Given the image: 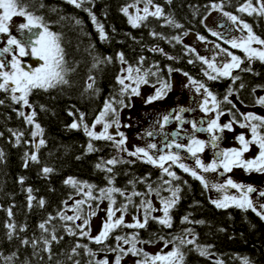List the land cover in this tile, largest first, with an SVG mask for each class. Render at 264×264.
<instances>
[{"label": "trees", "instance_id": "16d2710c", "mask_svg": "<svg viewBox=\"0 0 264 264\" xmlns=\"http://www.w3.org/2000/svg\"><path fill=\"white\" fill-rule=\"evenodd\" d=\"M257 1L252 0L253 6L256 7ZM247 2L248 0H171L168 3L167 0H152L154 5H159L164 10V16H149L141 27L133 28L121 9L136 4V0H90L81 8H76L68 0H26L30 5L29 11L43 16L50 30L62 34L67 66L74 71L68 72L67 85L48 91L35 90L29 96L31 112L34 109L37 113L34 121L44 129L43 139L46 145L41 146L39 152H36V145L41 137L34 138L31 135L35 131L34 124H28L24 116L19 115L20 112L25 113V106L13 102L10 93L0 91V100L4 101L0 104V151L4 153L0 159V264H76L77 261L79 264H96L97 260L107 258L111 253L123 258V253L109 252L108 248L116 247V235L128 238L134 233H138L137 239L141 241L138 245L145 244L143 241H154L148 244L171 241L168 244L172 249L179 245L184 260L178 264H216L218 260L223 261V264H242L244 257L249 259L250 264H264V220L251 209L245 211L234 206L216 208L210 202V198H213L208 190L183 170L175 171L179 180H173L172 185H164V189L175 186L181 189L180 199L170 211L171 228L150 219L144 229L119 227L113 230L104 243L96 244L90 239L94 236L90 231L88 211L95 210L101 201L103 203L109 200L89 198L85 195L89 190L92 197H99V189L120 188L124 195L113 194L116 201L114 206L120 208L121 205H127V213L135 215L144 208L142 202L150 200L156 194L152 192L145 196H132V193H148V184L155 189L163 180L171 178L143 160L128 154L122 155L112 141L93 140L97 151L87 152L89 137L82 129L69 127L74 120L79 122V113L85 114L84 121L90 127L103 109L105 101L112 97L122 99L125 105L129 104L130 92L120 96L121 85L116 79L121 75L124 65L140 67V75L148 72V81L154 79L151 73H158L160 78H166L165 73L167 74L169 67L176 69L181 64L188 66L195 76L207 79L201 76L205 72L198 58L194 60V64L188 65L186 56L191 54L186 51L183 39L190 33L210 36L205 19L215 10L213 4L222 5V8L217 9L235 14L251 25L257 36L264 39V16L239 11ZM41 3L44 7H39ZM85 9H90L97 21L104 26L109 40H100L96 26ZM169 18L181 27L168 24ZM76 20L81 23L76 24ZM153 32L157 35L153 36ZM175 37H180V40L177 41ZM154 48L163 49V52L152 51ZM119 52L124 53L127 63L119 61ZM95 57H99L101 61L105 57H112V60L98 63ZM141 57L144 58L143 63H140ZM94 64L97 66L93 67ZM251 68V72H242L240 75L245 87L239 89V93L241 96L251 95L252 98H246L248 101L254 99L253 88L264 86V63L257 60ZM89 77H93L94 82ZM89 83H93L92 89L87 88ZM239 84L240 82L236 84V88H239ZM227 85L226 80L220 79L214 81L213 88L217 93L223 94L228 90ZM114 106L120 108L119 104ZM70 112L73 115H69ZM259 131L264 134V130ZM20 133L23 135L17 143V135ZM26 153H36L39 162L27 160L28 167H24ZM112 158L134 162L108 165L113 168L111 173L96 168L97 163ZM44 167L52 168L53 172L43 174ZM21 177H24L23 183H20ZM68 177L93 187L89 189L81 184L75 188L65 184ZM110 180L112 183H109ZM28 188L32 189L31 203ZM160 196L167 198L170 192L161 190ZM76 197L77 201L84 200L85 203L79 206L74 204L70 212L69 203ZM128 197H131V202ZM41 199L45 202L43 206L38 203ZM77 207L78 213L74 211ZM61 213L65 216L79 214L80 219L67 221L61 219ZM185 216H188L190 222L183 221ZM85 219L88 224L83 223ZM201 220L204 221L203 224L196 223ZM41 223H45L48 231L39 228ZM9 224L14 225V229H10ZM68 229H72L75 235ZM186 229H192L196 234L195 244H179L177 237L185 240L193 238ZM82 232L89 235H82ZM53 234L57 237L56 240H52ZM44 239L50 242L51 259ZM23 240H28L29 243L25 245ZM34 241L35 248L32 247ZM124 245L126 244L120 241L123 249ZM140 245L136 247L142 249ZM197 246L207 248L209 255H200ZM144 252L140 253L143 258Z\"/></svg>", "mask_w": 264, "mask_h": 264}, {"label": "snow or ice", "instance_id": "6c2138e0", "mask_svg": "<svg viewBox=\"0 0 264 264\" xmlns=\"http://www.w3.org/2000/svg\"><path fill=\"white\" fill-rule=\"evenodd\" d=\"M90 2V0H68V3L74 5L76 8H81L83 4ZM140 0H136V4L128 5L121 9L123 14L128 18V23L133 28L141 27L142 22L146 21L149 16L152 17H162L164 16V10L159 5H154V11L149 10V6L152 5V0H144V8L141 10L137 4ZM168 3H171V0H167ZM29 3H26V0H0V34H8L7 36V47L0 48V91H4L10 93V98L15 103H22L24 106L31 107L29 104V96L35 90L48 91L49 89H55L58 86L67 85L69 81L66 79V76L69 71H74V69H69L66 60V52L65 48L62 45V34L57 33L55 31L50 30V26L48 23L44 21L43 16H38L34 12L29 11ZM39 7H44L41 3ZM135 8V14L129 13V8ZM212 7L214 9L222 8V5L213 4ZM89 12L91 20L93 24L96 26V29L99 33V38L102 41H107L110 39L108 34L104 30V26L97 21V17L91 12L90 9H85ZM55 11V9H53ZM141 11L143 15H141ZM241 12H246L248 15L259 14L264 16V0H258V7L253 6L252 0H248L245 5H242L239 9ZM224 16H227L233 24H236L237 21L243 26V29L247 30V35L241 37L240 39H230L226 42L231 45L233 49H240L244 53V57L242 58L239 55H235L233 52H230L228 49L220 48L219 45H216V48L219 50L216 55L209 59L208 57L198 56V59L203 62V64L207 65V68L211 70L205 71L204 75L207 76L209 80H218L221 78L230 79L233 84L237 81H241L239 84V89H243L245 87L244 83L241 80L239 75H233L235 70H239V72H251V67H242L247 61L251 64L253 61H260L264 63V39H261L257 36L248 23H245L242 20H239V17L232 15L231 13L224 12ZM13 17L23 18L25 22L19 23L15 25V29L20 33V38H17L16 35L10 34L12 32L11 22ZM63 19V17L61 18ZM76 24H80V20L75 21ZM168 24H174L176 27H181L179 24H175V21L172 19H167ZM153 36H156L157 33H151ZM187 33H185L186 35ZM213 36H220V33L212 32ZM177 41L180 40V37H175ZM198 39L203 41L205 40L204 36H198ZM254 45H259V47H254ZM14 46V48H13ZM15 49V50H14ZM152 51H160L163 52V49L154 48ZM189 51L196 52V49L190 48ZM4 53H11V60L6 61L3 59ZM227 57V59L222 60L219 66H217L216 60L217 56ZM32 55L36 57L39 61H42L39 67L28 66L26 69L23 66L22 57ZM117 57L121 63H127L125 60V56L123 52L117 53ZM169 59H174L173 57H168ZM98 63L102 62H111L112 57H105L103 61L99 59V57H95ZM144 58H140V63H143ZM189 63H193V61L189 60ZM10 70H6L9 68ZM97 64H94L93 67H96ZM169 74L173 71L171 67L168 69ZM179 71V70H176ZM127 75H118L117 83L121 85L120 96L125 95L126 93H131V95H140V86L141 84L148 83V72H145L143 75H140L141 68L140 67H132L129 65L126 69L123 70ZM136 74L135 76L133 74ZM153 76L156 73H151ZM184 76L188 77L189 85H191L196 93H202V98L198 102L197 107L204 113L214 112V118H209L206 123L207 127H204L205 121L202 119L200 121L191 120L185 121L183 117V113L186 112H194L197 110V107L185 108L179 107L178 109H173L171 113L165 115L163 117V123L160 124V128L163 129L165 125L171 122V119L178 121L183 125L184 123H190L192 128V134H190L187 138L189 143L182 144L178 143L176 138L179 137V130L171 133L173 139L171 141L166 142L163 145L162 149L158 148L156 143H151L146 145L145 147H136L134 151H128L125 147L127 137L123 132H117L116 135L120 137L119 140H116L115 136L109 134V128L116 125L117 128L120 127L119 124V110L116 106L119 104L120 106H128L125 105L122 99L117 100L115 97L106 100L103 106V109L100 111L99 115L96 117L91 127L84 121V113H79V122L73 121L69 127L71 129H82L84 133L89 137V143L87 145V152L91 153L93 151H97L94 148L92 143L93 140H106L112 141L122 152H127L128 155L132 157H136L137 159L143 160L146 163L154 165L160 169H162L163 173H165L171 179L163 180L162 184L153 189L151 184L147 185L148 193H140L134 191L132 196H145L149 193L155 192V194L160 197V202L162 207L160 209H156L151 200H145L142 202V206L144 207V218L143 222H141L138 218L134 217L133 223L125 224L124 215L122 214L119 218L113 221V217L115 216L116 211H120L122 213L127 212V205H121L120 208H116L113 210V205L116 204L115 199L113 198L114 193H119L124 195V192L118 187H109L99 189V197H92L91 190L87 192L89 198L94 199H107L109 200L110 206L107 209V220L103 223L102 229L98 235L95 237H90V239L94 240L96 244L104 243L113 232L114 229L119 227H127V228H136V229H144L148 225L149 220H155L162 226L172 227V217L170 215L171 209L178 203L180 199L181 189L179 186L168 187L164 189V185H172L173 180H179L180 177L177 176L176 172L170 171V167L172 165H176L178 168L182 169L184 172L189 173L192 177L199 180L203 188L206 190H215L218 194L222 193L221 196H217L215 199L210 198V202L215 205L216 208L226 209L229 207H236L242 210L251 209L256 213L262 220H264V204L256 205L251 199L250 194L258 193V196L264 198V190H259L253 185H246L241 182L234 181L230 176L221 182H212L207 179L205 175L202 173H216L219 176H224L225 173H230L234 168H241L247 174H251L252 172L264 174V134H261L259 129L264 128V116L257 115L255 113H240L243 120L237 121L235 119V114L231 112L229 109V113L232 114V119L221 125L219 123L220 118L224 115V111L220 108L221 103L232 104V101L229 99L230 96L234 94V90L232 87H229L226 95L223 97L222 101H218L216 95L213 94L211 90L207 88V86L199 81L193 79L187 72L182 73ZM90 80H93V77H89ZM133 81L135 83V87H132L131 84L125 83V81ZM189 85H185L186 87ZM257 87H264L258 85ZM88 89L93 88V83H89L87 85ZM171 90V84L167 81L162 82V87L156 89L155 94L146 98L145 103L151 104L154 101L163 99L167 92ZM96 91H99L98 89ZM256 88L252 89V92L255 93ZM19 93V95H17ZM238 94V93H237ZM209 98H211L209 100ZM4 101L0 100V104H3ZM255 103L260 106H264V96L256 97ZM211 105V106H209ZM235 105L233 104V108ZM173 113H178L173 116ZM112 115L113 119L109 122L106 118ZM20 116H24L26 122L30 125L34 124L35 131L31 133L32 137H41L39 139L38 144L36 145V152H39L41 146L46 145L45 139H43L44 129L41 127L39 123H35L34 117L37 115L36 111H33L29 115H25L24 112L19 113ZM69 115H73V113H69ZM171 118V119H170ZM233 124H237L241 129L248 128L250 130V139L246 138L245 134L242 132L235 137V140L239 143L240 147H230V148H221L220 142L223 139V133L225 130L234 131ZM97 125H102V131L97 133L95 128ZM199 132H207L210 134V138L208 140L198 139L195 133ZM14 135H16L14 133ZM23 133L17 135V143L20 142V137ZM146 135L151 137L154 135L153 131L146 132ZM167 136V134H165ZM252 146L258 147V154L255 157L250 159H245V154L251 151ZM183 149L186 153V157H191L194 160L195 168L190 167L188 164L182 162V157L179 152L173 151H164L165 149ZM206 149L213 150V158L210 162L205 163L203 159H201L199 154H202ZM152 150H158L161 154H153ZM4 153L0 151V159L3 158ZM26 162L24 167H28L27 160H31L33 162H39L38 156L36 153L29 155L25 154ZM133 163L134 161H122L117 160L116 158L109 159L107 161H101L96 164V168L107 171L111 173L113 171L112 167H108V165H116L118 163ZM169 163L168 167H165V163ZM199 170V171H198ZM53 172L52 168L44 167L42 168V173L47 175ZM24 182V177L20 178V183ZM109 183H112L110 180ZM130 183H132L130 181ZM186 183V182H185ZM65 184L71 185L75 188H78L81 184L91 189L93 186L87 185L86 182L77 181L73 177H68L65 180ZM229 189H235L238 192L237 194H228ZM161 190H166L170 192V196L165 198L160 196ZM27 192L29 193V202L31 203L33 197L31 196L32 189L28 188ZM129 202H131V197H128ZM40 206L44 205V200L41 199L38 202ZM66 203V202H65ZM85 203L84 200L76 201L75 204L77 206L83 205ZM259 209V210H258ZM74 211L79 212V208H75ZM156 211H161L163 213L162 216L156 217L153 216L152 213ZM96 214L95 211H92L89 215L94 216ZM9 215H11V210H9ZM61 219L67 221H74L80 219L79 214L74 216H65L63 213L60 214ZM51 220V217H50ZM184 222H190L188 216L183 217ZM84 224H88V220L85 219L83 221ZM196 223L203 224L204 221H196ZM8 227L10 229H14V225L9 224ZM77 227H80L77 225ZM39 228L48 231L45 223H41ZM68 231L75 235L72 232V229H68ZM188 234L192 235V239H183L181 237H177L180 245L184 244H195V233L192 229L185 230ZM82 235H89V233H81ZM138 233H134L131 237H124L120 235H116L114 237L117 245L115 248H108L109 252H121L124 255L131 253L132 255H138L143 250L138 249L136 247L137 243H140L137 239ZM57 237L53 234L52 240H56ZM160 239H163L161 237ZM120 241H123L124 244H131V247L125 251L120 246ZM154 241H143V243H152ZM171 241H165V247H167L168 243ZM23 244L27 245L29 243L28 240H23ZM44 244L46 246V250L49 252V259H51V248L50 242L47 239H44ZM32 247H36V242L32 243ZM77 247H82V245H77ZM197 251L202 256L209 255L207 248H201L197 246ZM75 252V249H73ZM35 254V253H34ZM95 255V253H91ZM145 260L137 261V264H178V262H182L184 260V254L180 249V246L177 245L172 251L161 254L157 253L154 256L150 257L149 254L143 253ZM10 259V258H9ZM59 264V262H58ZM79 264V261L76 262ZM96 264H109L108 259L105 257L104 259L97 260ZM114 264H121V256L117 255L115 257ZM216 264H223V261H216ZM242 264H250V261L247 257L242 258Z\"/></svg>", "mask_w": 264, "mask_h": 264}, {"label": "flooded vegetation", "instance_id": "af4514ba", "mask_svg": "<svg viewBox=\"0 0 264 264\" xmlns=\"http://www.w3.org/2000/svg\"><path fill=\"white\" fill-rule=\"evenodd\" d=\"M195 34L197 36H204V35H200L198 33H195ZM209 35H210L209 37L204 36L205 39H207L209 41H219V39L216 36H213L212 32H210V31H209ZM0 41H1L0 42V48H3V46H2L3 45V39H0ZM184 45L186 46V51L191 54V56H186L188 58V62H189V60L193 61V63H188V65H192V64H194V60L196 58H198V54L196 52L189 51L190 48H194L192 45H190L188 43L186 44V42H184ZM7 46L8 45L5 44V47H7ZM223 46H224V48L228 49L230 52H233L235 55H239L242 58L244 57V53L240 49H233L229 43L226 42V43H224ZM254 47H259V45H254ZM3 59H5V60L8 59V53L3 54ZM209 59H211V58H209ZM200 62H201L200 66L204 68V72L205 71L211 72V70L207 68V65L203 64L202 61H200ZM254 62L255 61H253L251 64H249L247 61H245V64H243L242 67H249V66L253 67ZM194 67H192V68H194ZM176 70H179V71H176ZM189 70L190 69L188 68V66H186L185 64L184 65L181 64L180 68L173 69V71L170 74H169V71L167 72V74L165 73L166 78L165 77L160 78V75H158V73H157L154 76V79H152L151 81H148V83H147L148 85H151L152 87H158V88L162 87V82H164V81H167L171 84V90L167 92V95L163 99H160V100L154 101L151 104H148L149 106H147V108L145 109L143 114L139 115L142 119V125L139 129H141V131H144L142 133H145L144 137L146 138L148 144L156 143L158 145V148L162 149L163 145L166 142L171 141L173 139V137L171 136V133L176 132L178 130L180 132V135H179V137L176 138L177 142L182 143V144L189 143V140L187 137L190 134H192V128H191L190 123H184L183 125H181L180 122L175 121L174 119L170 118L171 122L168 123L167 125H165L166 128L164 130L160 128V122L163 123V117L165 115H168L169 113H171L173 109H178L181 106L185 107V108L197 107L198 102L202 98L203 90L201 93H196L194 88L191 85L185 84V80H187L188 83H189V80H188V77H186L182 74L183 72H187L189 74V76H191L196 81L204 83L207 86V88L209 90H211L214 95H216L218 101H222L223 97L226 95L227 91L223 94H219V93H217L215 88H213L214 81H216V80H209L208 78L202 79L198 76H195ZM243 73H245V72H243ZM241 74H242V72H239V70H235L233 72V75H239L240 76ZM201 76H205L204 73L201 74ZM205 77H207V76H205ZM221 79H224L227 81L228 89H229V87H232L234 90V94L229 97V99L232 101V104L221 103V105H220V108L225 113L220 118L219 123L221 125L229 122L233 118L232 114H230L228 111L229 109H231V112L233 114H235V119L237 121H241V122H242L243 118L240 115V113L251 112V113H255V114L260 115V116H264V106H260V105H257L255 103L256 97L264 96V89L256 87L255 93L252 92L254 99H250L248 101V100H246V98H252V96L251 95L241 96L239 93L240 92L239 88H236L237 87L236 84H238L241 81H237L235 84H233L230 79H226V78H221ZM217 81H220V79H218ZM176 82H177L178 88L175 89L174 85ZM185 85H189V86L186 87ZM149 95L150 96L152 95L151 92H149ZM210 99L211 98H209V100ZM161 100L164 103H161L160 102ZM233 104L235 105L234 108H233ZM150 105H152V106H150ZM209 106H211V105H209ZM259 111L262 114H259L258 113ZM176 114H178V113H173V116ZM182 115H183L185 121H191V120L200 121L203 119L205 121V124L203 126L207 127L206 121L209 118H214L215 113L214 112L204 113L197 107L196 111L186 112V113H183ZM235 125H237V124H235ZM261 130H264V128H261ZM148 131H153L154 135L151 137L147 136L146 132H148ZM156 131H158V133H156ZM165 134H167V136H165ZM195 135L198 139L208 140L210 138V134L207 132H199V133H195ZM222 135H223V139L220 142L221 148H230L231 147L230 144H237L238 143L235 140V137L238 135L237 130H234V131L225 130V132ZM164 151L179 152L181 154V157H182V162L188 164L192 168H195L193 158L192 159L188 158V157L185 158L186 155L183 153V152H185L183 149L173 148V149H165ZM152 153L153 154H161L158 152V150H152ZM199 155L205 163H208L213 158V150L206 149L202 154H199ZM169 163H171V162L165 163V167H168ZM157 170L160 173L165 174V173H163L162 169H160L158 167H157ZM169 170L175 172L177 170H182V169L178 168L176 165H172ZM201 174L205 175V177L207 179L211 180L212 182H222V180H225L229 177L230 173H225L224 176H219L216 173H202L201 172ZM244 177L245 178L241 179V181H240L241 183L246 184V185H253L258 189V191L264 190V180H263V182H261V180H259L260 177L256 172H252L251 175L245 174ZM233 191H234V189L232 191H229L230 194H233ZM208 192L213 199L217 198L218 195L221 197L223 195L222 193L218 194L215 190H208ZM250 196L256 205L262 204L259 202V199L262 202L264 201V198L259 197L258 193H252V194H250Z\"/></svg>", "mask_w": 264, "mask_h": 264}, {"label": "rangeland", "instance_id": "374dc122", "mask_svg": "<svg viewBox=\"0 0 264 264\" xmlns=\"http://www.w3.org/2000/svg\"><path fill=\"white\" fill-rule=\"evenodd\" d=\"M137 6L142 10L145 6L144 1L138 3ZM256 7H258V1H257ZM149 10L150 11L155 10L153 3H152V5L149 6ZM224 12H227V11H224L221 9H215L205 19V24H206V26L210 32H217V33L221 34L220 36H216L219 39V41H209L207 39L201 41L198 39V36L195 33H190V34H188V36L186 38L184 37V39H183L184 42H186V44L188 43V44L192 45L196 49V53L198 54V56H204V57L211 58L214 55H216V53L219 51L216 48V45H219L220 48H224L223 45H224V43H226L227 40H230V39H237L238 40L241 37H244L247 35V30L243 29V26L239 23V21H237L236 24H233V22L227 16L223 15ZM129 13L135 14V8L130 7ZM140 14L143 15V12L141 11ZM231 14L235 15L233 13H231ZM22 22H25L23 20V18L13 17V20L11 22L12 32L10 34L16 35L17 38H20V33L15 29V25H18L19 23H22ZM7 36H8V34H0V39H3V45H2L3 47H5V44H7ZM13 48H14V46H13ZM11 55H12L11 53H8V59L6 61L11 60ZM21 59L23 61V66L26 69L28 68V66L39 67L40 64L42 63V61H39L36 57H34L32 55L22 57ZM224 59H227V57H224L222 54H221V56H217V60H216V63H218L217 66H219L220 63L222 62V60H224ZM127 67H128L127 65H124L123 70L126 69ZM6 70H10V64H9V68ZM123 70H122L121 75H127V73L123 72ZM125 83H129L132 85V87H135V83L133 81L126 80ZM185 84H189L187 80H185ZM174 87H175V89L178 88L177 82L175 83ZM157 88L158 87H152L151 85H148V84H141L140 89H139L140 95L136 96V95H131V93H130V102H129V104H127L128 106H123V107L120 106V108H118L120 127L117 128L116 125L113 124V126L111 128H109V134H112L113 136H115L116 140H119L120 137L116 134H117V132H123L125 134V136L127 137L125 147L127 148L128 151H134L136 147H145L146 145H148V142H147L146 138L144 137L145 133H142L144 131H141V129H139L142 125V119L139 115L143 114V112L145 111L147 106H149L148 104L145 103L146 98L150 96L149 92H151V94L154 95ZM17 95H19V93H17ZM160 102L164 103L162 100ZM150 106H152V105H150ZM25 113H26V115H29L31 113V107L25 106ZM258 113L262 114L260 111ZM106 119L109 122H111L113 117L111 114H109V116ZM160 124H161V122H160ZM233 127L235 128L234 130H237L238 134L243 132L245 134L246 138L250 139V130L248 128L241 129L238 125H235V124H233ZM165 128L166 127L164 126L163 130ZM95 131L97 133L102 131V125H97L95 128ZM156 133H158V131H156ZM36 138H39V136H37ZM230 146L231 147L235 146L237 148L240 147V145L238 143L237 144H230ZM120 152L122 155L128 154L127 152H122V151H120ZM257 154H258V147L252 146L251 151L246 153L244 158L250 159L252 157H255ZM245 174H247V173L243 169L234 168L233 171L230 172L229 176L234 181L240 182L242 178H245L244 177ZM257 174L260 177L259 180H261V182H263L264 174H261V173H257ZM249 175H251V174H249ZM223 181L224 180H222V182ZM232 190L233 189H229L228 192L232 191ZM228 194H230V192ZM233 194L238 195L237 190L234 189ZM77 200H78V197L74 198L69 203L70 212H72L73 206ZM150 200L156 209H160L162 207L161 202H160V198H158L156 195L152 196V198H150ZM259 202L264 204V201L262 202L260 199H259ZM109 206H110V203L108 201H103V203L101 201L96 206L95 210L90 209L88 211L89 214L92 211L96 212V214L94 216L88 215V220H89V224H90V231L94 237L99 234V232L102 229L103 223L108 218L107 217V209L109 208ZM112 207H113V210L115 211L116 207L114 205ZM122 214L124 215V221L126 224L127 223H133L134 217L138 218L141 222H143L144 208L138 210L137 214H135V215L129 214L127 212L122 213L120 211H116L115 216L113 217V221L115 219L119 218ZM152 215H154L156 217H160L163 215V213L161 211H156V212H153ZM139 245L137 244V246H139ZM129 248H130L129 244L124 245L125 251H127V249H129ZM140 248H142V250H144L146 253L149 254V260H150L151 256H154L157 253L166 254V253L173 250L171 245L168 244L167 247H165V243L161 242V241L157 242V243H153V244L145 243L143 245H140ZM107 258H108L109 264H114L115 256L112 255V253L109 254L107 256ZM144 260H145V258L141 257L140 253L138 255H132L131 253H128L123 258H121V264H127V263L128 264H137V261H144ZM157 264H159V262H157Z\"/></svg>", "mask_w": 264, "mask_h": 264}, {"label": "water", "instance_id": "95a60500", "mask_svg": "<svg viewBox=\"0 0 264 264\" xmlns=\"http://www.w3.org/2000/svg\"><path fill=\"white\" fill-rule=\"evenodd\" d=\"M185 155H186V153L185 152H183ZM188 158H191V157H188ZM192 159V158H191ZM128 264V263H127Z\"/></svg>", "mask_w": 264, "mask_h": 264}]
</instances>
